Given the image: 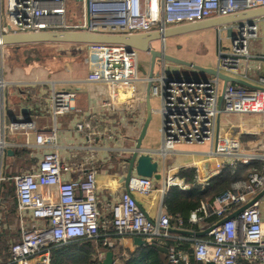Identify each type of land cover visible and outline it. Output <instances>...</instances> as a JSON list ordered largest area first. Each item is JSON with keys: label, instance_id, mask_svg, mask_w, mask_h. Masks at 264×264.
Returning a JSON list of instances; mask_svg holds the SVG:
<instances>
[{"label": "built area", "instance_id": "1", "mask_svg": "<svg viewBox=\"0 0 264 264\" xmlns=\"http://www.w3.org/2000/svg\"><path fill=\"white\" fill-rule=\"evenodd\" d=\"M73 3L81 8L82 14L77 19L70 16ZM262 7L264 0H0V191L4 181L14 184L20 230V239L11 246L9 262L0 264H52V246L79 239L96 240L102 223L96 196L97 171L91 169L79 180L64 178V172L73 168L59 152L56 125L40 130L35 121L24 116L7 119V45L2 43L3 36L63 31L113 35L165 31L172 26ZM216 28L218 60L213 68L246 84L200 71L178 73L179 66L174 64L171 69V63L165 61L160 62L157 73L154 70L153 75L142 74L141 51L137 48L121 43L81 44L89 57L87 80L109 85L108 106L113 112L140 108L147 101L149 84L150 98L160 100V108L152 111L161 114V142L154 147L137 148L135 144L123 147L122 151L127 159L134 150L153 155L162 174L163 192L171 186H179L183 191L190 186L178 175L188 165L168 164L170 154L179 152L176 148L179 143H210V149L203 155L213 162V168L207 179L197 176L204 185L221 171L224 163L235 166L237 162H264V74L257 73L264 67V14ZM223 36L232 41L231 48H224ZM76 97L75 89H56L54 85L50 97L53 117L75 109ZM87 125L78 122L76 127L83 131ZM18 131L26 136L24 144L11 138ZM32 133L34 140L30 139ZM16 146L46 147L48 151L43 153L35 170L6 173L5 167L10 163L8 150ZM191 165L196 166L197 161ZM154 185L153 177L132 174L129 192H122L121 214L115 221L119 234L141 236L146 242L170 237L190 240L196 258L204 264H244V260L248 264H264V194L236 216L217 224L264 189V171L251 172L248 179L233 182L212 202H204L191 212L189 220L200 230L216 225L207 237L174 234V216L167 211L161 210L155 219L150 217L137 195L151 194ZM3 208L0 194V210ZM212 216L217 220L207 222ZM176 219L177 227L184 229L183 220ZM108 244L112 245V241ZM43 254L45 258L40 261ZM170 256L174 263L185 259L188 264L187 255L175 247L171 248ZM104 257L105 252L99 251V258L103 261Z\"/></svg>", "mask_w": 264, "mask_h": 264}, {"label": "crops", "instance_id": "2", "mask_svg": "<svg viewBox=\"0 0 264 264\" xmlns=\"http://www.w3.org/2000/svg\"><path fill=\"white\" fill-rule=\"evenodd\" d=\"M38 44L35 46L40 48L42 57L45 59L44 61H34L29 65L17 60H10L8 51L14 46H6L5 73L8 75L7 68H9V71L16 74L13 78L6 77L8 81L5 92L7 119L26 117L23 110L29 109L28 116L36 122L37 129L44 130L56 125L59 152L62 159L73 168L64 172V178L83 179L91 169H95L97 171L96 196L102 213L101 222L106 224L109 219L111 221V217H114L116 221L121 214L120 198L123 191L119 186L120 182H114L111 177L120 174L124 167V160L127 157H125L122 148L133 147L137 143L147 118V104H140V108L135 111L113 112L108 106L109 85L87 80L89 57L81 45L82 43L44 42ZM7 57L9 63L6 62ZM20 58H23L22 55ZM16 61L18 63H15ZM149 70L150 66L147 67L142 62L141 73L148 74ZM53 83H55L56 89L72 88L77 91L74 102L75 109L60 114L56 118L53 117L50 109ZM78 122H84L88 125L83 131H80L76 127ZM147 135L148 131L145 138ZM11 138L21 144L26 142L23 131L12 134ZM34 138L35 134L32 133L30 139L34 140ZM145 147H151V145L146 143ZM12 150L14 151L13 154L7 153L8 161L11 164L8 165L7 163L6 173L12 168L13 171H17L16 173L35 170L40 158L43 153L48 151V148L32 149L26 146H16ZM17 151L21 152L20 160L16 158ZM126 154L128 153L126 152ZM193 161H197L196 166L191 165ZM207 161H210L209 167L204 165ZM168 164L172 167L183 164L188 165L185 168L196 167L197 176L201 179H207L213 168V162L203 153L193 156L191 160L179 159V161H168ZM154 184L155 188L151 194L137 195V199L146 213L155 219L161 210H167L165 207L166 192L161 190L163 178L160 180L154 178ZM79 193L81 192L79 191ZM2 217L3 211L0 210V220ZM16 223L19 228L17 218ZM177 224V219L174 216L172 219V228L175 229L172 232L174 234L190 235L178 232L176 229H180V227H177ZM199 230L198 228L197 231ZM207 236L208 234L203 237ZM110 239L107 238L106 240L116 242V238ZM118 240L126 248L124 252L128 251L127 248L134 250L138 246L132 236H123ZM156 241L167 243L166 238H160Z\"/></svg>", "mask_w": 264, "mask_h": 264}, {"label": "trees", "instance_id": "3", "mask_svg": "<svg viewBox=\"0 0 264 264\" xmlns=\"http://www.w3.org/2000/svg\"><path fill=\"white\" fill-rule=\"evenodd\" d=\"M247 138V137H245ZM24 151V150H22ZM16 158L21 159V152L16 153ZM12 167V166H10ZM13 169V168H12ZM7 171L16 174L17 171ZM264 171V162L254 160L249 164L237 162L235 166L224 163L221 171L208 180L204 185L197 179L196 167H183L179 175L190 186L183 191L179 186H171L165 194L166 210L183 220L182 228L186 230H198V225L190 222V214L197 210L202 203L212 202L217 194L229 188L233 182L248 179L251 172ZM1 197L4 208L3 217L0 220V263H7L11 258V246L20 239V231L16 226L17 203L15 186L10 181L1 184ZM216 216L207 218V222L213 223ZM126 236V235H125ZM120 237L115 227V218L111 217L108 223H101L100 236L94 239H79L66 244L51 247L52 264H102L99 258V251L114 253L113 264H186L185 259H180L178 263L171 260V248L181 250L187 255L188 264H204L198 260L194 253L193 242L186 239L166 238L167 243L159 241L146 242L136 246L134 250L127 248V256H123L124 248L120 243ZM107 238H116L112 245L108 244ZM110 239V240H111ZM248 264L247 261H243Z\"/></svg>", "mask_w": 264, "mask_h": 264}, {"label": "water", "instance_id": "4", "mask_svg": "<svg viewBox=\"0 0 264 264\" xmlns=\"http://www.w3.org/2000/svg\"><path fill=\"white\" fill-rule=\"evenodd\" d=\"M264 14V7L259 9H254L250 11H245L241 13H237L234 15H229L226 17H218L207 19L200 22L188 23L183 25H177L167 28L165 31H150L144 33L137 34H102V33H92V32H82V31H63V32H41V33H24V34H11L5 35L2 38V43L5 45H13L16 48H22L20 54L23 57V62L26 65L33 63L34 61H44V57H42L40 48L35 45L38 43L44 42H72V43H90V42H98V43H121L125 44L129 47L137 48L140 51L147 53L150 55V70L149 74H154L155 64L156 62H169L171 64H175L177 66H186L192 68L194 71H200L203 73H208L211 75H217L223 78L225 81L232 80L239 83H244V81L231 77L225 73L217 71L213 67H207L204 65H200L197 63H193L182 58L176 57L172 54H169L164 51L163 44L167 38L173 37L180 34H186L190 32H194L197 30H201L204 28L217 27L222 24L230 23L233 21H237L243 18H250ZM155 42H161L162 48L158 49L154 46ZM147 118L142 127L140 135L137 139L136 147L140 148L142 146L143 140L147 134L148 127L152 118V109H151V98H150V84L148 85V95H147ZM26 120H31L29 118V109H24ZM15 120V118H12ZM9 154H13L14 151L12 149L8 150ZM206 167L210 166V161L205 162ZM202 167L201 165L199 166ZM136 172L142 176L153 177L157 180L162 178V174L159 172V163L154 159L153 155L150 153H138V150H134L131 154L130 158L124 162V167L122 168L120 174L113 175L111 178L114 182H120V188L123 192H129V180L132 174ZM264 194V189L260 191V193L250 202L245 204L243 207L230 214L229 216L221 219L217 224H220L231 217L239 214L245 207L249 206L253 201L257 200ZM216 225H211L203 230L199 231H190L184 229H176L178 232L183 234H190L199 237L206 236L210 230ZM175 230V229H172ZM134 241L136 244L141 245L146 243V240L141 236H134ZM45 258V255H41L40 261ZM114 262V253L109 250L106 252V255L102 261V264H113ZM212 264V263H207Z\"/></svg>", "mask_w": 264, "mask_h": 264}, {"label": "rangeland", "instance_id": "5", "mask_svg": "<svg viewBox=\"0 0 264 264\" xmlns=\"http://www.w3.org/2000/svg\"><path fill=\"white\" fill-rule=\"evenodd\" d=\"M71 8V15L75 19L79 18L81 16V8L76 4L73 3L70 5ZM226 34V33H225ZM223 46L224 48H231L232 41L229 39H225V36H223ZM217 34L214 29H209L208 31H205L203 33L197 34V35H191V36H182V37H176L172 38L169 37L166 39V44H163V48L166 46V52L181 55L182 57L187 58V60H191L193 63H198L202 65H206L207 67H215L217 65ZM176 42L183 43V49L176 51L174 49L173 45ZM186 43L189 45L192 44L191 48L187 47ZM39 45V44H37ZM154 46L158 49L162 48L161 42H155ZM189 49V50H188ZM10 55H14L13 53ZM140 60L141 63H145L147 67L150 66L149 61V54L140 52ZM149 57V58H148ZM160 67V62H156L155 64V73H157L158 69ZM169 68H174V64H169ZM8 69V75H6L7 78H13L16 76V74H13L10 69ZM179 70V71H178ZM177 70L178 73L183 72L185 74H192L194 73V70L192 68H184L179 66V69ZM176 72V73H177ZM196 72V71H195ZM257 73L264 74V67H262V71L257 70ZM160 100L158 98L152 97L151 98V109H158L160 108ZM160 125H161V114L157 111H152V118L148 127V135L145 138L143 145L145 146L146 143H149L151 147L157 146L161 142V132H160ZM247 139H251L250 137H247ZM249 146V143L247 144ZM177 150L179 152H174L170 154L168 157V161H179L181 160H191L193 159V156L198 155L200 153H205L210 149V143L204 142V143H179L176 146ZM248 150V149H247ZM182 151L187 152V154L180 153ZM191 152H194L193 155ZM187 162V161H186Z\"/></svg>", "mask_w": 264, "mask_h": 264}, {"label": "flooded vegetation", "instance_id": "6", "mask_svg": "<svg viewBox=\"0 0 264 264\" xmlns=\"http://www.w3.org/2000/svg\"><path fill=\"white\" fill-rule=\"evenodd\" d=\"M214 29V31H216V34H217V28L216 27H210V28H204V29H201V30H197V31H194V32H190V33H186V34H180V35H176V36H173L172 38H176V37H184V36H191V35H197V34H200V33H203V32H205V31H208L209 29ZM218 41V40H217ZM164 44H166V41L164 42ZM186 45H187V47H189V49L191 48V46H192V44H188V43H186ZM183 43H180V42H176L174 45H173V47H174V49H176V51H179V50H181V49H183ZM22 48L23 47H20V48H16V46H14L13 48H11L9 51H8V54H14V55H9V58H10V60H17V61H19V62H23V58H20L21 57V54H20V52L22 51ZM188 49V50H189ZM164 51L166 52V46H165V48H164ZM170 54H172V53H170ZM172 55H174V56H176V57H179V58H182V59H184V60H187V58H185V57H182L181 55H177V54H172ZM150 56V55H149ZM8 58V57H7ZM9 58L8 59H6V62L7 63H9ZM20 58V59H19ZM15 62V63H18V62ZM188 61V60H187ZM190 62H192L191 60H189ZM20 64V63H19ZM18 64V65H19ZM15 65V64H14ZM13 65V66H14ZM184 68H190V67H186V66H183Z\"/></svg>", "mask_w": 264, "mask_h": 264}]
</instances>
